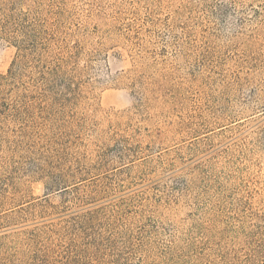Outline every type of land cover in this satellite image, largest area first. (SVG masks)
Here are the masks:
<instances>
[{
  "label": "rangeland",
  "instance_id": "374dc122",
  "mask_svg": "<svg viewBox=\"0 0 264 264\" xmlns=\"http://www.w3.org/2000/svg\"><path fill=\"white\" fill-rule=\"evenodd\" d=\"M23 1L59 77L0 142V234L37 264H264V0Z\"/></svg>",
  "mask_w": 264,
  "mask_h": 264
},
{
  "label": "trees",
  "instance_id": "16d2710c",
  "mask_svg": "<svg viewBox=\"0 0 264 264\" xmlns=\"http://www.w3.org/2000/svg\"><path fill=\"white\" fill-rule=\"evenodd\" d=\"M23 7V0H0V40L9 41L20 50L18 60L12 62L7 73H0L1 143L8 142L14 134L11 124L21 120L22 113L29 112L28 108L37 107L38 96L42 101L50 99V83L59 77L58 64L52 66V61H45L41 66L36 65L35 54H42L35 50L36 34L27 23ZM24 76L27 80H23ZM27 233L0 234V264H37L32 243L35 235L31 237Z\"/></svg>",
  "mask_w": 264,
  "mask_h": 264
}]
</instances>
